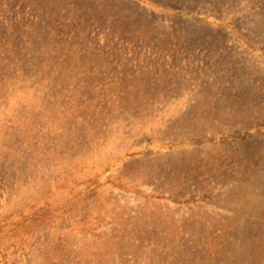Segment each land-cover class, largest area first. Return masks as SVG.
Returning <instances> with one entry per match:
<instances>
[{"label": "rangeland", "instance_id": "obj_1", "mask_svg": "<svg viewBox=\"0 0 264 264\" xmlns=\"http://www.w3.org/2000/svg\"><path fill=\"white\" fill-rule=\"evenodd\" d=\"M261 247L264 0H0V264Z\"/></svg>", "mask_w": 264, "mask_h": 264}, {"label": "bare ground", "instance_id": "obj_2", "mask_svg": "<svg viewBox=\"0 0 264 264\" xmlns=\"http://www.w3.org/2000/svg\"><path fill=\"white\" fill-rule=\"evenodd\" d=\"M249 103V102H248ZM243 114V113H242ZM249 117V116H248ZM254 253H253V255L255 256V257H264V247H261L260 249H258V250H254L253 251Z\"/></svg>", "mask_w": 264, "mask_h": 264}]
</instances>
